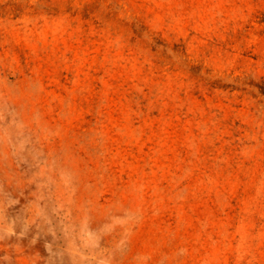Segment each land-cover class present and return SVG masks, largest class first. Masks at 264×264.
Returning <instances> with one entry per match:
<instances>
[{
    "label": "rangeland",
    "instance_id": "rangeland-1",
    "mask_svg": "<svg viewBox=\"0 0 264 264\" xmlns=\"http://www.w3.org/2000/svg\"><path fill=\"white\" fill-rule=\"evenodd\" d=\"M0 264H264V0H0Z\"/></svg>",
    "mask_w": 264,
    "mask_h": 264
}]
</instances>
